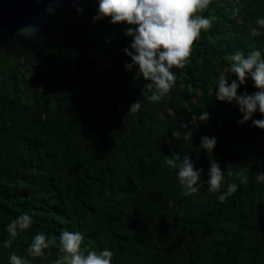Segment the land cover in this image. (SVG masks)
Returning <instances> with one entry per match:
<instances>
[{
    "label": "trees",
    "instance_id": "obj_1",
    "mask_svg": "<svg viewBox=\"0 0 264 264\" xmlns=\"http://www.w3.org/2000/svg\"><path fill=\"white\" fill-rule=\"evenodd\" d=\"M97 8L98 0H82L78 21H59L54 38L31 36L24 55L0 35V264L13 253L55 264L63 231L81 233L84 249L108 248L112 264H264V183L256 180L264 173V130L251 120L238 124L235 102L215 97L221 75L236 79L231 54L264 55V30L250 34L264 18V0H212L203 15L217 19L189 63L173 68L175 86L157 103L147 99L148 81L124 67L126 25L93 21ZM245 90L256 91L250 78ZM136 100L140 110L131 113ZM204 111L210 118L191 125ZM182 122L191 141L172 137L185 131ZM202 136L216 138L211 154L200 149ZM170 149L203 169L200 191L182 194L178 169L165 164ZM210 160L222 171L243 169L248 183L225 172L221 193L230 182L238 189L220 202L221 193L207 189ZM23 214L30 228L5 247L7 225ZM37 233L57 238L46 258L27 251Z\"/></svg>",
    "mask_w": 264,
    "mask_h": 264
},
{
    "label": "clouds",
    "instance_id": "obj_2",
    "mask_svg": "<svg viewBox=\"0 0 264 264\" xmlns=\"http://www.w3.org/2000/svg\"><path fill=\"white\" fill-rule=\"evenodd\" d=\"M212 0H98V8L93 16V21L109 19L113 25L123 24L124 34L131 37V43L123 49L130 58V63L125 61L124 67L132 71L134 68L135 79L142 78L148 81L144 85L151 95L147 97L149 102L157 103L169 96L175 86L176 75L173 68L183 69L190 61L195 42L200 38L202 31L212 28L215 16H205ZM240 13L239 7L232 9L233 17ZM264 30V18H257L255 27L250 28L253 37H259ZM230 71L232 79L221 75L215 85V97L220 102L235 104L238 106L242 119L238 124L252 121V125L264 130V119H253L259 114L264 117V55L258 49H252L245 55L237 50L230 55ZM253 82L255 92L249 94L246 90L239 92L242 85L248 79ZM139 100L134 101L129 112L136 113L140 110ZM210 118L207 111L199 116L193 115L190 124L199 126V122H205ZM181 129L172 133L174 140L181 137L185 141H191L193 131L189 123L182 122ZM171 143V141H169ZM217 144L215 137L202 136L200 149L211 154ZM165 156V164L170 169H178L177 180L182 188L184 196H190L204 186L202 183V168H196L189 155L181 156L171 151ZM225 172L228 177H235L240 184L248 183V176L243 169L234 171L233 165L228 164L226 171L221 170L219 162L209 161L207 189L212 193H221L224 185ZM257 183H264V173H257ZM238 189L234 182L227 184L226 191L222 192L218 199L224 202ZM32 218L23 214L13 219L6 228L10 239L5 241V247H10L19 233L30 228ZM84 237L79 232L63 231L58 238V247L61 255L55 264H112L113 252L108 248L101 251L87 250L82 247ZM57 245V238L49 239L43 233H37L27 251L32 257L44 256L45 250ZM10 264H29L26 258L13 253L9 257Z\"/></svg>",
    "mask_w": 264,
    "mask_h": 264
},
{
    "label": "water",
    "instance_id": "obj_3",
    "mask_svg": "<svg viewBox=\"0 0 264 264\" xmlns=\"http://www.w3.org/2000/svg\"><path fill=\"white\" fill-rule=\"evenodd\" d=\"M82 14V0H0V35L24 55L31 36L54 38L59 21H78Z\"/></svg>",
    "mask_w": 264,
    "mask_h": 264
}]
</instances>
